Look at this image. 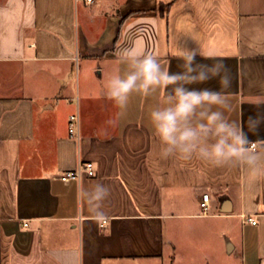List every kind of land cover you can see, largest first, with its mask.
Returning a JSON list of instances; mask_svg holds the SVG:
<instances>
[{
	"label": "crops",
	"instance_id": "crops-1",
	"mask_svg": "<svg viewBox=\"0 0 264 264\" xmlns=\"http://www.w3.org/2000/svg\"><path fill=\"white\" fill-rule=\"evenodd\" d=\"M127 45L170 71L183 49L223 57L231 118L264 115V0H0V264H264V173L163 158L158 96L117 122L103 86ZM249 137L264 151V126ZM85 161L94 176L58 179Z\"/></svg>",
	"mask_w": 264,
	"mask_h": 264
},
{
	"label": "clouds",
	"instance_id": "clouds-1",
	"mask_svg": "<svg viewBox=\"0 0 264 264\" xmlns=\"http://www.w3.org/2000/svg\"><path fill=\"white\" fill-rule=\"evenodd\" d=\"M197 55L203 57L198 60ZM171 60L138 46L120 48L118 59L126 66L104 83L105 96L118 109V120L128 113L134 95L160 97L147 111V120L159 142L163 158L183 161L198 158L214 166L243 165L250 178L264 173V151L249 137L264 126V115L249 116L242 124L229 115L234 111L228 94L232 74L223 57L199 49H183ZM216 81L219 87H194ZM107 189L97 184L92 197L101 200Z\"/></svg>",
	"mask_w": 264,
	"mask_h": 264
},
{
	"label": "built area",
	"instance_id": "built-area-1",
	"mask_svg": "<svg viewBox=\"0 0 264 264\" xmlns=\"http://www.w3.org/2000/svg\"><path fill=\"white\" fill-rule=\"evenodd\" d=\"M91 2L92 0H87ZM80 127V116L78 113H72L68 119V132L71 137H76L79 132ZM257 145L256 143H253ZM96 174L95 165L92 161L82 162L77 169L72 171H64L60 173L57 177L62 181H72V180H80L83 176H94ZM201 214L207 215L211 210V201L210 194L204 193L201 197L200 201ZM244 218L249 222L256 224V220L253 217L247 218L244 215Z\"/></svg>",
	"mask_w": 264,
	"mask_h": 264
},
{
	"label": "rangeland",
	"instance_id": "rangeland-1",
	"mask_svg": "<svg viewBox=\"0 0 264 264\" xmlns=\"http://www.w3.org/2000/svg\"><path fill=\"white\" fill-rule=\"evenodd\" d=\"M76 65H77V64H76ZM75 67H76V68H75V72L78 73V68H77V66H75Z\"/></svg>",
	"mask_w": 264,
	"mask_h": 264
}]
</instances>
